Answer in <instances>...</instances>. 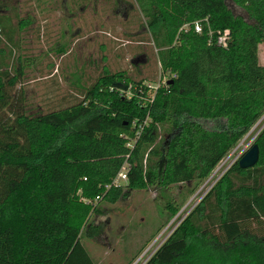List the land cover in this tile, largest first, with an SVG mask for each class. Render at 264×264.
I'll list each match as a JSON object with an SVG mask.
<instances>
[{"label":"trees","instance_id":"obj_1","mask_svg":"<svg viewBox=\"0 0 264 264\" xmlns=\"http://www.w3.org/2000/svg\"><path fill=\"white\" fill-rule=\"evenodd\" d=\"M137 5L171 78L154 96L106 69L79 103L32 115L1 66L0 264H95L81 240L104 233L101 202L177 186L185 203L264 115V0ZM254 144L256 166L239 158L147 264H264V128ZM125 164L127 182L114 185Z\"/></svg>","mask_w":264,"mask_h":264},{"label":"rangeland","instance_id":"obj_2","mask_svg":"<svg viewBox=\"0 0 264 264\" xmlns=\"http://www.w3.org/2000/svg\"><path fill=\"white\" fill-rule=\"evenodd\" d=\"M130 5L129 0H0V70L7 64L4 69L17 78L14 94L24 93L28 113L58 111L79 103L85 89L106 69L126 72L130 80L151 86L153 94L169 79L159 65L146 19L137 4ZM234 12L243 13L236 8ZM228 24L227 19L226 28ZM219 33L217 43L224 45L229 30ZM259 56L264 66V44ZM263 125L264 115L185 203L177 186L133 191L116 204L101 202L98 207L104 216L98 221L106 222L104 233L95 240H81L95 264H147L253 146ZM175 202L182 207L173 217L169 206Z\"/></svg>","mask_w":264,"mask_h":264},{"label":"built area","instance_id":"obj_3","mask_svg":"<svg viewBox=\"0 0 264 264\" xmlns=\"http://www.w3.org/2000/svg\"><path fill=\"white\" fill-rule=\"evenodd\" d=\"M129 1L133 2L134 4H137V0H129ZM185 28H186V27H185ZM194 28H195V31H196L197 33H202V31H203V27H202L201 23H199V22H197V23L194 25ZM224 45H226V43H225ZM169 80H171L170 77H169V79H167L165 82L160 83V85L156 88L155 93L153 94V96L156 94V91L158 90V88H159L161 85L168 86ZM166 82H167V83H166ZM149 87L152 89L151 86H149ZM263 128H264V125H263V127L261 128V130L259 131V133L263 130ZM259 133L256 134V136H255L254 139L257 138V136L259 135ZM134 143H135V142H130L127 146H128L129 148L133 149V144H134ZM129 170H130V166H129L128 164H125L124 167L122 168V170L120 171V173L118 174V176L116 177V179L114 180V185L125 184V183L127 182V180H128V172H129Z\"/></svg>","mask_w":264,"mask_h":264},{"label":"water","instance_id":"obj_4","mask_svg":"<svg viewBox=\"0 0 264 264\" xmlns=\"http://www.w3.org/2000/svg\"><path fill=\"white\" fill-rule=\"evenodd\" d=\"M116 86L124 91L128 90V87L123 84H116ZM259 133V132H258ZM257 133V134H258ZM255 138V137H254ZM260 150L258 145L254 144L243 156L240 158L239 165L242 169H250L256 166L259 161Z\"/></svg>","mask_w":264,"mask_h":264},{"label":"bare ground","instance_id":"obj_5","mask_svg":"<svg viewBox=\"0 0 264 264\" xmlns=\"http://www.w3.org/2000/svg\"><path fill=\"white\" fill-rule=\"evenodd\" d=\"M257 126V125H256Z\"/></svg>","mask_w":264,"mask_h":264}]
</instances>
